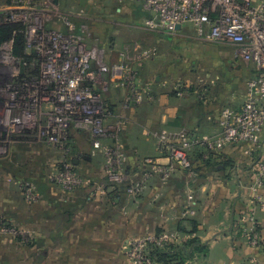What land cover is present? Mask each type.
I'll return each mask as SVG.
<instances>
[{
	"label": "crops",
	"instance_id": "1",
	"mask_svg": "<svg viewBox=\"0 0 264 264\" xmlns=\"http://www.w3.org/2000/svg\"><path fill=\"white\" fill-rule=\"evenodd\" d=\"M5 4H0V16H4L1 6ZM138 9H141V13L136 14V18L144 23L149 12L141 2ZM145 27L156 33L158 41L179 36L185 41L198 44L209 42L198 37L189 25H183L175 32ZM171 47L176 50L179 59L177 64H173V69L183 68L186 64L182 62V57L190 55L182 44L176 43ZM146 48L151 50L150 58H146L140 65L135 62L137 81L140 86L148 89L141 102L125 108L123 102L128 88L110 73L104 74L103 82L98 86L109 112L107 124L120 129L119 141L127 150L132 168L130 174L133 177L141 174L145 157H154L163 164L169 163L165 151L158 147L153 131L161 128L178 133L189 131L196 139L217 134L221 131V105L236 96V90L231 89L235 87L230 85L232 82L224 84L220 91L207 97L204 102L194 95H181L178 85H183V79L174 76L166 78L161 74L164 72L162 66L152 68L148 63L154 53L160 50L153 44ZM188 48L193 51L190 45ZM163 51L166 52L165 49ZM100 58L106 63L118 62L116 55L111 56L104 49L100 52ZM242 61L252 71L246 70L249 74L246 72L245 75L251 77L252 64L243 59ZM93 68H99L98 62L94 61ZM183 86L181 87L184 89ZM245 88L246 82L241 87L238 93L240 98L236 104L233 103L234 106L243 102ZM84 134L72 130V157L79 172L91 181L93 178L97 179L90 195L85 197L77 190L68 191L55 187L43 172L39 183L34 182L37 200L31 206L25 205V211L20 212L21 215H13L22 224L33 227L32 235L36 239L47 238L44 248L36 246L35 252L31 254L34 256V264H128L125 250L134 236L145 230L167 227L165 224L171 227L175 221L185 216V209L189 205L196 209V214L191 215L193 222H185L184 229L179 230L181 241L197 237L206 245L207 250L195 253L182 264H264L262 205L257 210L261 246L254 247L247 243L242 231V224L246 220L244 214L253 201L249 202L245 183L254 173L258 160L264 158V137L258 145L236 142L225 146L218 155L224 163L232 162L227 167L222 165L209 168L192 155L195 166H202L198 181L193 185L189 181L184 185L178 182L187 178L183 169L175 171L173 182L164 181L156 172L154 177L147 180L145 195L135 198L127 191L122 192L120 197L115 195L114 191L117 189L105 178L103 150L94 148L88 134ZM40 143L38 142L39 148L50 155L49 165L43 166L47 173L49 166L57 162V153L62 154L52 146ZM31 178L33 177L28 179ZM30 183L33 180H29L27 184ZM262 193L264 196V188ZM191 194L194 196L192 200L189 197ZM68 204L73 206L68 209ZM67 218L71 221L63 226ZM10 258V252L7 251L0 257V262L8 264Z\"/></svg>",
	"mask_w": 264,
	"mask_h": 264
},
{
	"label": "built area",
	"instance_id": "2",
	"mask_svg": "<svg viewBox=\"0 0 264 264\" xmlns=\"http://www.w3.org/2000/svg\"><path fill=\"white\" fill-rule=\"evenodd\" d=\"M53 1L16 0L1 6L3 13L8 14L6 22L25 28L16 29L1 44L0 158L7 156L16 142L46 143L62 152L61 160L47 170L48 181L68 191L87 186L91 179L76 171L72 157L71 133L77 130L88 134L94 148L103 150L105 176L120 183L130 175L126 172L129 158L119 141L120 129L107 124L109 112L98 86L105 73L118 79L128 88L125 108L141 101L148 89L139 85L134 68L125 62H104L98 49L88 47L73 23L66 28L49 25L56 21L52 20L54 14L46 12ZM130 1L141 2L149 12L144 20L147 27L175 32L177 25H189L202 39L234 44L236 56L251 63L254 70L246 81L243 102L220 109L219 133L196 139L188 131H153L169 163L145 157V171L138 177L131 175L126 188L129 195L137 197L146 192L147 180L155 172L167 181L178 169L191 168L188 152L196 143L212 150H222L236 142L260 144L264 137V0ZM21 32L25 34L27 57L14 51L15 35ZM147 53L150 50L142 51L143 56ZM94 61L99 64L97 70L93 68ZM23 66L30 70H22ZM183 85H178L181 95L207 99L208 92L200 93ZM193 175L191 171L190 176ZM253 175L255 185L264 183V158L258 160ZM189 197L192 200L194 196ZM255 201L258 200L253 197L252 203ZM195 214L196 209L190 205L185 209L184 215ZM173 240H181L177 229L149 230L133 237L127 250L134 264H157L147 251L149 244L163 245Z\"/></svg>",
	"mask_w": 264,
	"mask_h": 264
},
{
	"label": "rangeland",
	"instance_id": "3",
	"mask_svg": "<svg viewBox=\"0 0 264 264\" xmlns=\"http://www.w3.org/2000/svg\"><path fill=\"white\" fill-rule=\"evenodd\" d=\"M6 2L7 0H0V4ZM138 4L139 2L130 0H54L46 12L54 14L55 19L52 20H56L48 23L49 25L66 28L69 23H73L74 29L84 38L88 47H96L99 53L104 49L105 53L116 55L118 62L121 60L130 67L133 66L134 70L137 69L135 62L140 65L146 58H150L151 50L149 55L147 53L144 56L142 51L147 49L148 45H156L160 52L157 51L151 57L148 64H151L152 68L162 66L163 76L181 77L185 87L192 86V89L195 88L200 93L208 92V97L220 91L224 84L232 82L230 85L235 87L231 89L236 90L234 92L236 96L230 101H224L221 108L236 104L240 98L238 93L245 85L249 71H252L236 56L233 44L214 41L198 44L185 41L179 36L158 41L156 33L148 30L146 25L136 18V14L141 13ZM176 43L182 44L186 53L190 55L182 57V62L186 65L177 70L173 69L175 68L173 64H177L179 59L176 50L171 47ZM188 45L193 47V51L189 50ZM191 56L194 58L191 59ZM21 69L30 70L24 66ZM84 135L86 136V133ZM39 146L38 142H16L12 144L9 154L0 158V257L2 258L7 251L10 252L8 264H34V256L29 255L33 250L25 251L27 244L33 241L31 238L33 227L22 224L12 215L18 213L21 215L20 212L25 211V205L31 206L37 200L34 182L39 183L40 175L43 176V172L46 174L43 166L44 164L48 166L50 161V155ZM61 156L57 153V160L60 161ZM30 177L33 178L28 179ZM253 178L252 174L251 178L246 180L245 186L249 202L253 197L258 201L251 202V207L245 212L246 220L242 224V231L247 243L258 247L261 246L262 236L258 227L257 210L261 205L264 207L262 195L264 183L260 186L255 185ZM29 180H33L30 185L27 184ZM2 217L6 219L3 221ZM125 255L128 264H134L129 250H125Z\"/></svg>",
	"mask_w": 264,
	"mask_h": 264
},
{
	"label": "trees",
	"instance_id": "4",
	"mask_svg": "<svg viewBox=\"0 0 264 264\" xmlns=\"http://www.w3.org/2000/svg\"><path fill=\"white\" fill-rule=\"evenodd\" d=\"M14 1H16V0H7L6 4H12ZM30 1H32L34 3H39L41 0H30ZM145 14H147V13L145 12ZM20 28H25V27L22 24L1 23L0 24V42L11 37L13 35V32L16 29H20ZM14 51L18 55H21L23 57H27V54L25 53V34L23 32L17 33L15 35ZM253 73H254V70H253ZM214 93H216V92H214ZM197 98L201 102H204V100H205L202 97H197ZM188 133L191 134V132H189V131H188ZM126 152H127V150H126ZM221 153H222V150H212L203 143L194 144L188 152L189 158L191 159V162H192V167L187 168V169H183L184 172L187 173V178L184 177L182 179V181H178V182L180 184L184 185L185 183H188V181H189V184L193 185L198 181V178L200 176V169L202 168V166H199V167L195 166L194 162L192 161L193 156H195L196 159H198L199 161H202L203 165H207L209 168H217L218 166H222V165L227 167V166L231 165V163H232L231 161H226L224 163V161L219 159L220 156L218 154H221ZM75 169H76V167H75ZM76 171H78V170L76 169ZM144 171H145V165H144V168L141 169L140 173H142ZM191 171H193V174H194L193 176H190ZM126 172L128 174L132 173V168L129 165V159H128V163L126 166ZM79 173H81V172H79ZM155 174H156V172L151 177H154ZM131 175L132 174L129 175L128 179H125V180L121 181L120 183H113L112 181H110L108 179L107 176H105V178L108 180V183L113 184L115 186V188L117 189L114 191L115 195L120 197V196H122V192L126 191V188L129 185V182L131 179L130 178ZM174 175H175V172H174V174H172L169 177L167 182L168 181L173 182V180L175 179ZM93 179L94 180H92L89 185L77 187L75 190H77L80 193V195H84L85 197L87 195H90V193L95 189V181H97V179H95V178H93ZM144 195H145V193H143L142 195L137 196L135 198H141ZM72 206H73V204H68V209L71 208ZM192 217L193 216H191V215H185L184 217L175 221V223L171 227H169V226L163 227L162 226V227H159V228H156L153 230L157 231V232H162V231H165L168 229L169 230L177 229V230L181 231L185 227L184 226L185 222H187V221L193 222L194 221V219H191ZM70 221H71V219L67 218L66 222L63 226L70 223ZM146 231H149V230H145V231H142L140 233H144ZM31 238L33 241L29 242L27 244V246L25 247V249H26L25 251L33 250V251H31V253H29V255H31L35 252L36 246H38L39 249H42V247L44 248L45 242L47 240L46 237H43L40 240L36 239L32 234H31ZM38 240H39V242H38ZM41 241L44 243H42ZM206 250H207L206 245L203 244L197 237L188 238L187 240H182V241L181 240L168 241L167 243H165L163 245H157L155 243H150L148 246V249H147L150 257H152L155 262L162 263V264H178V263L182 264V263H185L187 258L195 255V253H198V252L204 253V252H206Z\"/></svg>",
	"mask_w": 264,
	"mask_h": 264
},
{
	"label": "flooded vegetation",
	"instance_id": "5",
	"mask_svg": "<svg viewBox=\"0 0 264 264\" xmlns=\"http://www.w3.org/2000/svg\"><path fill=\"white\" fill-rule=\"evenodd\" d=\"M7 15L8 14H4V16H0V24L1 23H8V22H6V18H7ZM12 24V23H11ZM6 40V39H5ZM5 40H3V41H5ZM2 41V42H3ZM2 42H0V63H2V60H1V58L3 57V52H2V49H1V44H2ZM3 70L2 69H0V73L2 72ZM6 218L5 217H2V220L4 221ZM9 222H10V220H9ZM6 262V261H5ZM4 263V262H3ZM2 262H0V264H3ZM5 264V263H4Z\"/></svg>",
	"mask_w": 264,
	"mask_h": 264
},
{
	"label": "water",
	"instance_id": "6",
	"mask_svg": "<svg viewBox=\"0 0 264 264\" xmlns=\"http://www.w3.org/2000/svg\"><path fill=\"white\" fill-rule=\"evenodd\" d=\"M181 28V25L179 24V25H177V29H180Z\"/></svg>",
	"mask_w": 264,
	"mask_h": 264
}]
</instances>
